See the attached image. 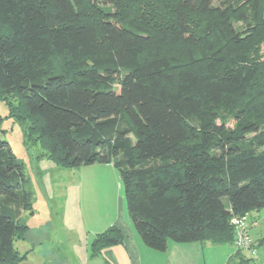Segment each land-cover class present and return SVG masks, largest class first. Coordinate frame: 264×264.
Returning a JSON list of instances; mask_svg holds the SVG:
<instances>
[{
  "label": "trees",
  "instance_id": "1",
  "mask_svg": "<svg viewBox=\"0 0 264 264\" xmlns=\"http://www.w3.org/2000/svg\"><path fill=\"white\" fill-rule=\"evenodd\" d=\"M0 99L54 163L113 164L151 249L234 244L264 209V0H0ZM1 133L0 264H19L33 208ZM123 242L113 225L91 257Z\"/></svg>",
  "mask_w": 264,
  "mask_h": 264
},
{
  "label": "rangeland",
  "instance_id": "2",
  "mask_svg": "<svg viewBox=\"0 0 264 264\" xmlns=\"http://www.w3.org/2000/svg\"><path fill=\"white\" fill-rule=\"evenodd\" d=\"M1 137L23 167L32 212H23L22 222L30 229L25 239H15L21 255L19 264H103V258L91 257V245L98 234L111 225L119 226L127 219L143 249L147 247L137 234L127 210L125 190L113 164L85 165L65 168L49 159L39 143L28 140L23 124L10 115L6 101L0 99ZM227 207L229 203L226 201ZM248 231L257 246V255L245 251L246 264H264V209L254 210L247 219ZM190 243L169 241L173 246ZM193 244V243H192ZM191 246V245H188ZM191 252H205L192 264H245L230 256L236 254L234 244L197 243ZM163 262V261H162ZM165 264V262L163 263Z\"/></svg>",
  "mask_w": 264,
  "mask_h": 264
},
{
  "label": "crops",
  "instance_id": "3",
  "mask_svg": "<svg viewBox=\"0 0 264 264\" xmlns=\"http://www.w3.org/2000/svg\"><path fill=\"white\" fill-rule=\"evenodd\" d=\"M116 223L124 235V242L103 251L100 255L103 258V264H163L164 262L165 264H192L193 261L201 259L205 254V252H191L200 242L188 244L191 246H173L172 250L177 249L180 252H141L143 246L129 221L124 219L122 223L118 221Z\"/></svg>",
  "mask_w": 264,
  "mask_h": 264
},
{
  "label": "built area",
  "instance_id": "4",
  "mask_svg": "<svg viewBox=\"0 0 264 264\" xmlns=\"http://www.w3.org/2000/svg\"><path fill=\"white\" fill-rule=\"evenodd\" d=\"M235 228V242L237 250L251 251L253 255H257V247L249 235L247 218L233 217L231 220Z\"/></svg>",
  "mask_w": 264,
  "mask_h": 264
}]
</instances>
